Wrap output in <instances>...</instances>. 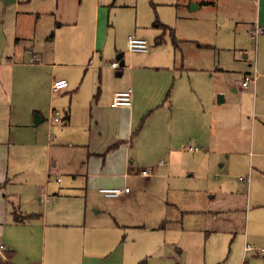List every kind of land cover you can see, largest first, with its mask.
Returning a JSON list of instances; mask_svg holds the SVG:
<instances>
[{"label":"crops","instance_id":"obj_1","mask_svg":"<svg viewBox=\"0 0 264 264\" xmlns=\"http://www.w3.org/2000/svg\"><path fill=\"white\" fill-rule=\"evenodd\" d=\"M119 1L0 0V238L5 251L13 252L16 264H149L156 256L184 264L183 250L168 254L166 243L158 235H152V240L147 237L150 227L152 232L167 227L166 216L153 205L150 207L154 209L147 208L146 203L137 204L139 188L129 185L133 179L151 184L159 177L155 168H136L130 156L133 108L112 107L117 91L132 88L136 93L133 77L140 66L132 64L130 56L127 72L133 81L126 87L122 81L109 80L116 70L112 64L95 59L96 48L103 43L98 40L101 19H105L104 27H109L108 13L116 3L121 4ZM150 1L175 6L177 12L183 10L182 16L188 17L191 25L179 39L174 37V43L179 49L178 42L189 43L196 50L190 51L193 61L182 56L168 58V63L161 65L166 69L175 67L176 76L168 82H140L146 113L151 117L155 109L165 112L157 123L162 132L158 137L163 135L161 142L173 144L169 151L173 157L175 153L173 160L182 163L192 178L199 172L215 171V163L219 171H224L222 180L208 189L215 202L208 205L212 208L210 215L215 211L228 213L230 219L219 222L225 231L235 226L231 219L238 217L241 207L256 208L253 221L251 211L243 218L246 248L251 245V236H261L259 227L264 225V64L258 57L254 63L241 64L245 68L231 69L229 59L225 62L219 55L213 64L208 54L199 57L196 51L243 50L237 32L240 22L220 26L210 13L224 2L238 12L245 5L254 15L253 27L261 26L264 0ZM230 27L235 28L233 36ZM139 32L142 38L150 33L142 29ZM65 33L74 35V41L67 40L57 51V44L54 48L51 40ZM20 39L27 40V45H21ZM85 40L95 51L86 59L82 52ZM19 67H32L38 72L51 68L47 106H41L38 95L29 107L15 105L13 80ZM82 69V79H76L77 73L72 71ZM88 70L99 72L98 80L90 95L84 92V100L75 104L74 97L86 86ZM239 72L243 73L241 81L237 78ZM256 72V83L244 87L246 75ZM59 79H67L69 87L55 91L53 85ZM147 88L152 89L149 95ZM65 95L70 100L62 106L63 118L59 116L56 121V96ZM47 112L49 133L45 137ZM190 146L198 149L191 150ZM158 166L170 169V157L166 165ZM233 173L245 175L241 177L243 188L231 179ZM104 187H130L131 191L110 198L100 192ZM21 230L26 231L25 237L17 236ZM19 239L28 245L23 257L20 251L25 247L18 244ZM260 249L264 247L258 249L263 255ZM19 258L24 262H16Z\"/></svg>","mask_w":264,"mask_h":264},{"label":"rangeland","instance_id":"obj_2","mask_svg":"<svg viewBox=\"0 0 264 264\" xmlns=\"http://www.w3.org/2000/svg\"><path fill=\"white\" fill-rule=\"evenodd\" d=\"M135 2L136 0H121L119 1L121 4L116 3V5L111 7L108 13L110 16L108 19L110 22L109 27H104L103 22L105 19L102 17L98 40L100 41L99 43H103L100 44L98 49L96 48L95 59L97 58L99 61L111 65L113 61H117L118 54L123 53L124 59L127 60L126 66L119 70L112 71L109 80L122 81L120 83L126 87L133 81L130 79V74L127 72V66L130 65V56L132 64L140 66L136 68L133 77L136 81V93L132 95V108L135 111V115L133 133L129 141L130 156L135 161L136 168H155V174L157 176L159 175V177L155 178L151 184H146L145 182L139 183V181L133 179L130 180L129 185L133 189L139 188V190H137L140 192L136 201L138 202L137 204L143 205L142 203H146L147 208H151L150 206L153 205L155 209H159L164 213V217L166 216L165 218L167 220V227L158 230V232L150 231V227L149 231H146L147 237H150L152 240L154 239L152 235H158L160 240L166 243L168 254L172 252L176 254L175 251L183 250L184 264H239L240 261H242V263L246 262V264H263V255L258 254L260 253L258 249L264 247V225L259 227L262 233L261 236L257 238H254V236L250 237L249 243L253 250L248 252L244 251L247 240L242 231L244 225L243 218L246 214L247 217H249L251 211L253 221L256 208L245 207V209H243V207H241V209L237 211L238 217L235 216L236 219H231L235 226L232 227L231 230L225 231L223 227L220 226L219 222L223 219H230L227 217L228 213L223 214L215 211L214 214L210 215V213H212L210 212L212 208L208 205L210 202L215 203L213 199H210L212 193H210L208 189H210L211 185L213 187V184L215 185L222 180L224 171H219V167L215 163V171L199 172L196 174L197 176L192 178L190 176L191 172L185 169L182 163L180 164L178 160H173V158H175V153L173 157V154L169 152L173 144L167 140L166 142H161L163 140V135H161L160 138L158 137V134L162 132L158 130L157 123L159 117L165 112H163V110L159 111L160 109H155V114L151 117L148 112L146 113V99L140 82L148 81L145 85H160L159 83L163 81L168 82L170 78L173 79L171 76H176V74H173L175 73V67L170 69L161 67V65L163 66L168 63V58L174 60L176 58L180 59L183 56V59L193 61L191 60L193 57H191L190 51L192 48L196 50V47H192L193 45L189 43L178 42L179 49L174 43V37H176V40L179 39L180 33L185 32L187 27L191 25L189 23L190 19L182 16L183 10L180 9L177 12V7L171 6L170 4L159 5L157 3H151L150 0H138V5L135 6ZM124 3L128 5H123ZM222 4L223 6L221 8L218 6V8H214L212 13H210L211 16H214L212 20L214 23L217 22L220 26H234L236 22L233 21H239L240 23L237 22L239 25L237 32L240 35V45L243 50L232 49L219 51L215 49H203L197 50L196 55L202 57L201 55L208 54V58L213 64L217 63L219 55H221L225 62H227L228 59L232 62L230 65L231 69L237 70L241 69V67L245 68V66L241 65L245 64V62H247V64L254 63L258 57L264 64V33L260 35L258 39L252 36V22H254L255 19L251 10L244 5L245 10L243 7L241 12H238L235 11L236 9L234 7H231L230 3L227 4L224 2ZM262 18L263 26L261 25V27L264 29V11ZM248 22L251 23L249 25L245 24ZM139 29L150 32L147 36L146 34L143 35L149 43L148 53H132L129 50L128 37L130 35L141 37L142 34H140ZM229 30L231 36L236 33L233 27H230ZM153 32L156 34L155 36ZM67 40L69 43H72L74 41V35L65 33L64 36H58L51 41H53L54 48L57 44L56 49L60 51ZM158 40H162V42L157 44ZM26 41L27 40L22 39L21 45H27L28 42ZM86 41L87 40H85L84 45H86ZM104 43H106V45ZM232 46H234V44H232ZM82 52L83 58L86 59L87 56L92 57L95 51H93L92 47L89 49L88 45H86ZM150 54L153 55L148 57ZM245 57H248V60H245ZM30 60L29 62H32V59ZM194 61H196V59H194ZM119 71L125 72V75L117 76ZM260 71L262 72L261 68L259 69V72ZM87 72L88 77L86 79V86L79 95L74 97L75 104L76 102L78 103L80 99L83 101L85 95H90L95 80H98L99 72L96 74H94L93 70H88ZM240 72L237 78L241 81L243 73L241 74ZM72 73H77V75H75L76 79H78L79 76L81 80L85 73V69L73 70ZM50 74L51 68H44L41 72H38L32 67H19L18 76L13 80V99L15 105L20 103L23 105V108L29 107L38 95L41 106H47L51 98L49 86ZM5 84L7 91H10L8 83ZM147 89L149 91L147 90L146 95H149L152 89ZM22 91L25 93L22 94ZM84 92L87 93L83 96ZM56 99H58L55 105L56 110H59L61 113L62 106L66 101L70 100V97L66 95L56 96ZM32 117L35 120V115L32 114ZM60 118H63V114L60 115ZM48 119H50L49 112L46 113V123L43 125L45 137L49 133ZM62 123H64V119L61 125ZM52 133L55 134V131L52 130ZM156 145H158L157 148H155ZM169 157L170 169H168V166L156 167L160 160L169 161ZM162 174H167L168 177H162ZM244 176L245 175L240 173H233L230 175L231 179L236 181L237 185H241L242 188L244 182L241 180V177ZM105 201L106 200H103L104 204ZM146 219L148 218L146 217ZM250 227H253L252 223ZM16 234L17 236L25 237L26 231L23 232V230H21ZM255 239L259 240L255 242ZM16 241L19 242L18 244L22 247H25L20 251L21 255L28 245H25L24 240L19 239ZM23 260L24 259L19 258L16 262H24ZM170 261L171 263L156 256L149 264H175L174 260Z\"/></svg>","mask_w":264,"mask_h":264},{"label":"built area","instance_id":"obj_3","mask_svg":"<svg viewBox=\"0 0 264 264\" xmlns=\"http://www.w3.org/2000/svg\"><path fill=\"white\" fill-rule=\"evenodd\" d=\"M252 36L255 39H258L260 35L264 33V29L259 26L255 25L251 29ZM128 44H129V50L133 53H146L148 52L149 43L145 38L137 37L134 35H130L128 37ZM112 67L116 70L121 69L120 68V62L114 61L112 63ZM257 81V72L255 74H247L245 77V80L243 82L244 87H248L250 84H255ZM70 85L69 81L67 79H59L54 82L53 88L55 91L63 90L68 88ZM132 95H133V89L127 88L124 90L117 91L114 95L113 101H112V107L115 108H131L132 107ZM55 120L59 121L60 118V111H55ZM189 149H198L197 147H189ZM160 165H166V161L162 160L159 162ZM131 191L130 187L120 188V187H104L100 189V192L110 198L118 197L123 194H127ZM246 251H251L253 248L251 246H246ZM5 247L2 244V239L0 238V254H4ZM261 252H264V249H260Z\"/></svg>","mask_w":264,"mask_h":264},{"label":"trees","instance_id":"obj_4","mask_svg":"<svg viewBox=\"0 0 264 264\" xmlns=\"http://www.w3.org/2000/svg\"><path fill=\"white\" fill-rule=\"evenodd\" d=\"M13 252L12 251H4V254H0V264H16L12 261ZM263 264H264V254L262 256ZM246 264V262L244 263Z\"/></svg>","mask_w":264,"mask_h":264},{"label":"water","instance_id":"obj_5","mask_svg":"<svg viewBox=\"0 0 264 264\" xmlns=\"http://www.w3.org/2000/svg\"><path fill=\"white\" fill-rule=\"evenodd\" d=\"M123 57H124L123 53H121L120 55L117 56V61L120 62V68H123L126 65L125 59ZM117 75L122 76V72L119 71ZM219 99H223L222 95H220ZM36 121L38 122V117H37Z\"/></svg>","mask_w":264,"mask_h":264}]
</instances>
